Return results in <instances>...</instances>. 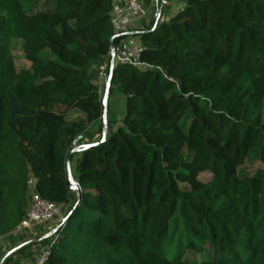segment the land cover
<instances>
[{"label": "trees", "instance_id": "16d2710c", "mask_svg": "<svg viewBox=\"0 0 264 264\" xmlns=\"http://www.w3.org/2000/svg\"><path fill=\"white\" fill-rule=\"evenodd\" d=\"M114 6L0 0V237L24 225L31 179L67 218L2 264H37L27 249L41 244L43 264H264V0H184L135 30L141 61L162 71L114 65L102 142L99 66L132 33ZM92 142L72 157L75 190L68 155Z\"/></svg>", "mask_w": 264, "mask_h": 264}, {"label": "built area", "instance_id": "2783aa9c", "mask_svg": "<svg viewBox=\"0 0 264 264\" xmlns=\"http://www.w3.org/2000/svg\"><path fill=\"white\" fill-rule=\"evenodd\" d=\"M154 0L153 3H157ZM123 8L128 10L136 19L145 20L150 16V11L145 6L144 0H118ZM157 13V14H156ZM159 15L156 11L153 16ZM112 52L110 54L112 55ZM115 52V64L122 66H134L143 70L149 71H162L158 67L150 66L143 63L140 59L141 49L139 46L131 41H123L114 50ZM110 58H106L104 62L99 66L98 81L100 87L103 82L108 78L107 68L110 64ZM35 180L30 181V196L29 205L24 222V227L31 228L33 226L55 222L58 223L64 219L66 213L65 205L56 204L49 200H46L40 196L35 187ZM3 237H0V243L3 242ZM50 252L45 250L41 257L38 259L37 264H43L49 257Z\"/></svg>", "mask_w": 264, "mask_h": 264}, {"label": "crops", "instance_id": "0c3cea01", "mask_svg": "<svg viewBox=\"0 0 264 264\" xmlns=\"http://www.w3.org/2000/svg\"><path fill=\"white\" fill-rule=\"evenodd\" d=\"M159 1L162 3V6H161L162 10L158 9ZM173 1L174 0H157L156 1L157 3H153L150 6H147L150 11V16L148 17V19L138 20L128 10L123 8L121 4L118 2V0H115V6L112 12L113 23L118 30H122V31L130 30V32H132L130 33V36L124 41H131L137 46H139L138 37H135L133 35L134 34L133 32L138 29H143L144 27L149 25L150 20L154 17L153 13L156 11L158 12L161 20H167L170 16H172L175 13V11L174 12L171 11L172 9H174V6L172 5ZM176 4L179 6L178 7V10H179L180 8H182L184 4V0H180ZM153 9H155V11ZM120 110L121 111L119 114H120V117L122 118L123 113H124V108L121 107ZM119 119L120 118L118 117L117 120ZM54 224L55 222L43 223V224L33 226L31 228H26L24 226H21L20 229L17 230L15 234L11 236V238L10 236L3 237V242L0 243V253H3V250L7 248L8 246L12 247L15 244L20 243L21 241L26 240V237L29 235V233L31 234V237H32V236L39 235L40 233L44 232L47 229L46 233L49 234V231L53 228Z\"/></svg>", "mask_w": 264, "mask_h": 264}, {"label": "rangeland", "instance_id": "374dc122", "mask_svg": "<svg viewBox=\"0 0 264 264\" xmlns=\"http://www.w3.org/2000/svg\"><path fill=\"white\" fill-rule=\"evenodd\" d=\"M48 0H38L39 2V8H42L44 6V3L47 2ZM180 0H174L172 5L174 6V9H172L171 11H177L178 10V5L176 4L177 2H179ZM155 11V9H153ZM155 13V12H154ZM157 14V13H156ZM11 50H12V55L14 58V62L16 64V67L18 70H21L23 68H30L31 64L27 61L24 52H23V43L20 39H12L11 42ZM97 83H99V81H96ZM107 82V79L103 82L102 88H104L105 84ZM124 108V99L121 96H118L117 98H114L112 101V107H111V119H117L118 117L121 119L120 117V109ZM77 111H73L69 114V117H76L77 116ZM119 119V120H120ZM95 130H93L94 132ZM104 133V132H103ZM99 138V135L95 136V139ZM256 170V167L252 166V165H244L242 167L239 168V173L240 174H246V173H250V172H254ZM203 176H205V174H203ZM33 180V179H31ZM30 199V198H29ZM29 199H28V205H29ZM20 228H18L17 230H19ZM15 230L14 232H12L11 234H7L6 236H11L15 234V232L17 231ZM47 229L40 233L41 235H44L46 233ZM5 237V236H4ZM31 237V234L29 233V235L26 237V239H29ZM16 245V244H15ZM14 245V246H15ZM14 246H8L7 248H5L3 250V253H0V260L1 258L12 248H14ZM37 246V245H36ZM35 245L29 247L27 249L28 252H32L34 255H36L38 253L37 258L39 259L41 257V255L43 254V252L45 251V246L43 244L39 245V247H36ZM2 256V257H1ZM191 258H195L197 260H201L202 259V254L201 253H194V252H189L188 255ZM14 260H19V258H21L18 255H14ZM22 260V259H21ZM20 264H32V259L28 258L27 260L24 259V261H20Z\"/></svg>", "mask_w": 264, "mask_h": 264}, {"label": "water", "instance_id": "95a60500", "mask_svg": "<svg viewBox=\"0 0 264 264\" xmlns=\"http://www.w3.org/2000/svg\"><path fill=\"white\" fill-rule=\"evenodd\" d=\"M115 47L114 45L112 46V60H111V65H110V71H109V75L107 78V82H106V86H105V93H104V97H103V106H104V111H103V126H104V133H103V137H102V142L105 141L107 139V130H108V102H109V94H110V89H111V85H112V75H113V69H114V65H115ZM99 144V142H92V143H88L86 145L83 146H77L75 148H73L71 150V152L68 155V159H67V173H68V178H69V182L71 184V187L73 189H78V184L77 181L74 177V173H73V169H72V157L76 154L81 152L84 148H89L91 146L97 145ZM67 219V218H66ZM65 219V220H66ZM63 220L59 226H61L64 221ZM58 226V227H59ZM20 246H16L14 248H12L11 250H9L0 260V264H2L4 262V260L11 255L12 253H14Z\"/></svg>", "mask_w": 264, "mask_h": 264}]
</instances>
